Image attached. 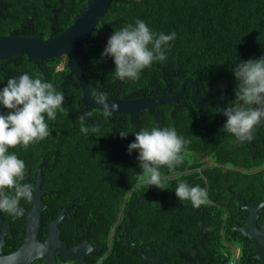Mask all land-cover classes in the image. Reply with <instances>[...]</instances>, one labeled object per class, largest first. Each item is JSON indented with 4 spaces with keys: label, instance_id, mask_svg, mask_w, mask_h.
<instances>
[{
    "label": "trees",
    "instance_id": "1",
    "mask_svg": "<svg viewBox=\"0 0 264 264\" xmlns=\"http://www.w3.org/2000/svg\"><path fill=\"white\" fill-rule=\"evenodd\" d=\"M86 1L0 0V34L54 36L73 22ZM137 19L155 33L174 31L176 39L166 47L164 62H154L135 81H120L113 72V58L96 61L109 36ZM81 52L89 95L101 90L113 99L168 96L191 78L198 86L196 100L211 88L220 91L226 107L235 98V63L264 56V0H112ZM24 73L33 78L39 74L53 83L64 94L63 107L68 111L67 115L58 112L55 121L45 117L50 134L43 141L27 149H9L25 162L24 182L33 184L35 172L41 169L45 208L40 240L45 223L65 207L60 239L71 246L86 238L101 247L87 254L84 264H143L142 252L157 258L158 264H230L236 247L240 248L237 264H261L253 258L255 242L234 229L243 224L247 210L233 195L238 193L245 204L264 197V122L255 128L252 141L235 142L222 130L226 117L215 104L216 94L210 93L201 107H194L188 82L177 102L113 113L105 119L102 111L81 102L82 90L64 56L31 60L22 54L0 59V89L9 77ZM8 111L0 105V113ZM88 111L93 116L86 126L99 125L100 130L85 135L78 117ZM153 126L172 127L191 140L182 152V164L173 172L161 167L166 189L148 186L140 174L138 152L128 151L135 140L133 132ZM120 131L128 135L122 138ZM192 150L210 153L215 161L239 169L217 173L207 167L199 174L194 167L200 163L188 156ZM178 179L206 188L212 203L194 208L189 201H179ZM29 205L30 201H21L24 209ZM258 212L260 224L264 205ZM0 216L9 224L2 246L9 253L21 243L25 217L4 212Z\"/></svg>",
    "mask_w": 264,
    "mask_h": 264
},
{
    "label": "clouds",
    "instance_id": "2",
    "mask_svg": "<svg viewBox=\"0 0 264 264\" xmlns=\"http://www.w3.org/2000/svg\"><path fill=\"white\" fill-rule=\"evenodd\" d=\"M176 35L174 31L155 33L143 20L137 19L135 24H126L109 36L100 60L96 62L111 57L115 77L120 81H135L142 70L167 59L166 47H171L170 42L176 39ZM232 71L237 80L235 98L223 108L226 122L222 130L239 142H250L254 139L255 128L264 122V56L235 63ZM90 97L102 106L105 119L112 116L116 105H109L107 92L93 90ZM64 101V94L39 74L35 78L28 73L9 77L6 86L0 89V105L9 110L0 113V212L22 217L25 209L21 207V201L33 198V185L24 182L25 162L9 149L17 146L27 149L30 144L48 137L49 124L45 117L48 121H55L58 112L67 115ZM92 116L93 112L88 111L78 117L81 133L99 132V125L86 126L87 118ZM119 134L125 138L128 132L120 131ZM133 134L135 140L128 145V151L130 154L133 150L138 152L144 182L148 186L166 189L161 167L166 166L169 172H173L182 164V152L186 151L191 140L178 135L172 127L153 126L150 130L142 128ZM175 195L179 201H189L194 208L212 203L206 188L191 186L184 180H177Z\"/></svg>",
    "mask_w": 264,
    "mask_h": 264
},
{
    "label": "water",
    "instance_id": "3",
    "mask_svg": "<svg viewBox=\"0 0 264 264\" xmlns=\"http://www.w3.org/2000/svg\"><path fill=\"white\" fill-rule=\"evenodd\" d=\"M112 0H87L79 9L73 22L64 30L47 38L18 36L12 34H0V59L25 54L31 60H45L55 56H64L71 72L82 90L81 102L91 108L102 111V106L95 103L90 97L87 79L82 70L81 45L91 35L98 19L108 8ZM190 84V100L193 105L201 106L210 93L216 94L215 104L219 112L223 114L224 106L221 104V93L218 90L208 88L205 94L196 100L198 86L191 79H184L177 93L168 96L136 97L132 99L109 98V105H116L113 113H129L143 108H150L157 104L177 102L184 94L185 84ZM101 109V110H100ZM225 117V116H224ZM263 123V122H262ZM261 123V125H262ZM42 182L41 169L38 168L33 184V198L25 209L24 234L20 245L12 252L4 253L2 246L5 242L8 222L0 216V264H31L35 260L42 259L44 264H57V257L61 261L77 260L84 264V258L94 250L101 247L94 246L83 238L77 245L68 246L60 239L59 224L65 214L66 208L62 207L57 216L45 223V236L39 239L41 228V212L45 208L42 201L44 190L40 187ZM240 208L247 210L243 224H236L234 229L243 236L250 238L256 244V252L253 258L264 264V222L257 223L258 210L264 205V198L257 203H244L238 193L233 195ZM240 248H238V254ZM143 264H154L157 258L142 252Z\"/></svg>",
    "mask_w": 264,
    "mask_h": 264
},
{
    "label": "flooded vegetation",
    "instance_id": "4",
    "mask_svg": "<svg viewBox=\"0 0 264 264\" xmlns=\"http://www.w3.org/2000/svg\"><path fill=\"white\" fill-rule=\"evenodd\" d=\"M262 138L263 137H261V139ZM235 142H237V140ZM188 156L190 159H192V162L200 163L196 167H194L199 172V174H201L202 171L207 167H209L211 170H214L217 173H222L223 171H226L227 169H239L238 167H235L233 165L219 163L215 161L214 159L211 158L210 153H204L202 151L192 150V151H189ZM35 175H36V172H35ZM59 264H76V262L74 260H65V261L60 262ZM155 264H158V263H155Z\"/></svg>",
    "mask_w": 264,
    "mask_h": 264
},
{
    "label": "built area",
    "instance_id": "5",
    "mask_svg": "<svg viewBox=\"0 0 264 264\" xmlns=\"http://www.w3.org/2000/svg\"><path fill=\"white\" fill-rule=\"evenodd\" d=\"M236 248L233 249V257L230 261V264H237L236 259L238 257V247H236Z\"/></svg>",
    "mask_w": 264,
    "mask_h": 264
},
{
    "label": "rangeland",
    "instance_id": "6",
    "mask_svg": "<svg viewBox=\"0 0 264 264\" xmlns=\"http://www.w3.org/2000/svg\"><path fill=\"white\" fill-rule=\"evenodd\" d=\"M61 67H62V63L59 65V68H61ZM194 107H197V106L194 105ZM198 107H201V106H198ZM236 249H237V248H236Z\"/></svg>",
    "mask_w": 264,
    "mask_h": 264
},
{
    "label": "bare ground",
    "instance_id": "7",
    "mask_svg": "<svg viewBox=\"0 0 264 264\" xmlns=\"http://www.w3.org/2000/svg\"><path fill=\"white\" fill-rule=\"evenodd\" d=\"M245 203V202H244ZM259 213V212H258Z\"/></svg>",
    "mask_w": 264,
    "mask_h": 264
}]
</instances>
